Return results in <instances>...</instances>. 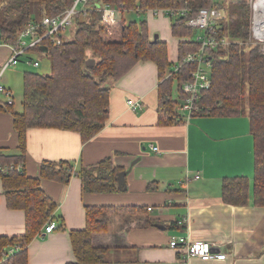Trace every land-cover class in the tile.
<instances>
[{"label":"trees","instance_id":"1","mask_svg":"<svg viewBox=\"0 0 264 264\" xmlns=\"http://www.w3.org/2000/svg\"><path fill=\"white\" fill-rule=\"evenodd\" d=\"M74 0H0V41L16 43L20 31L31 21L46 15H56L71 7ZM210 0H90L86 10L74 15L71 37L57 43L46 37L30 51L47 54L50 71L41 73L26 70L23 76L22 109L13 103L0 102V108L12 112L18 135L16 152L0 148V165L14 168L0 173L4 195L9 208L23 209L26 213L25 232L18 236H0V250L8 244H19L22 249L0 264H29L28 244L43 233L50 220L64 225L63 217L54 214L57 202L44 190L40 177L26 171L28 130L34 127H54L75 130L82 142L101 131L110 116V90L113 82L124 76L140 60H152L159 74V122L175 123L185 94L182 85L190 81L197 64L182 63L187 52L197 51L201 41L197 28L188 24L198 9ZM111 4L119 10L114 22L103 19L98 7ZM228 19L218 27L219 36L227 35L232 41L208 49L211 57V85L204 89L193 115L236 116L247 114L254 138L253 202L264 206V51L259 44L249 41L250 0H225ZM191 6L184 15L172 17V33L179 38L178 59H170L166 40L152 36L148 20L128 18L126 12L145 13L150 8ZM93 59L94 63L88 64ZM179 67L176 68V66ZM177 86V96L174 88ZM68 160H45L41 176L68 182L73 173L81 176L83 190L115 192L118 174L113 157L107 156L94 165L82 164L73 169ZM21 166L22 169H17ZM250 179L245 175L226 176L222 183V197L232 204L250 202ZM143 205H88L87 226L70 229L75 260L65 264H86L106 261L108 246L97 242V234L113 231L118 217L119 226L146 215L145 225L154 224Z\"/></svg>","mask_w":264,"mask_h":264},{"label":"crops","instance_id":"2","mask_svg":"<svg viewBox=\"0 0 264 264\" xmlns=\"http://www.w3.org/2000/svg\"><path fill=\"white\" fill-rule=\"evenodd\" d=\"M146 12L151 35L158 33L168 42L170 59L176 61L179 38L172 33V17ZM11 54V46L0 41V70ZM11 66L16 64L6 68L2 83L13 91L12 76L17 71L9 70ZM159 82L157 64L138 61L113 82L107 124L86 142L75 130H28L26 171L41 178L42 187L57 202L54 214L64 219L61 228L43 231L30 241L29 264L74 261L69 231L86 228L88 205H143L154 224L145 225L143 215L120 228L123 218L118 217L113 231L95 239L109 247L106 261L86 264H264V206L253 202L254 138L249 116L179 113L175 123L160 124ZM1 94L0 102L4 101ZM130 99L139 103L137 109ZM17 144L14 116L0 108V148L16 152ZM107 156L122 170L129 169L125 189L84 191L77 173L68 182L41 176L45 160H68L77 170ZM238 175L248 176L251 182L247 204L228 203L222 197L224 177ZM25 227L26 213L8 207L0 177V236L22 235ZM180 235L211 241L226 256L208 260L187 256L183 248L170 246V239Z\"/></svg>","mask_w":264,"mask_h":264},{"label":"built area","instance_id":"3","mask_svg":"<svg viewBox=\"0 0 264 264\" xmlns=\"http://www.w3.org/2000/svg\"><path fill=\"white\" fill-rule=\"evenodd\" d=\"M90 0H74L71 7L56 15H46L40 20H33L27 24L19 34L16 43H6L11 46L12 54L4 62L0 70V92L5 94L6 101L9 104L15 102L13 91L2 83L4 71L10 65L19 63L20 61L28 62L34 66H39L40 61L34 58V51H30L35 46L41 44L46 37H54L53 39L60 43L62 39L68 38L65 30L72 26L74 15L81 10H86ZM225 0H210L207 6L200 7L197 14L190 18L188 24L201 30L197 35V39L201 41V46L197 51L187 52L182 59V63L192 62L197 64L193 72V78L182 85V92L185 94L181 104L180 111L191 116L198 109L197 101L201 92L209 88L211 85L210 67L211 57L208 49L218 47L219 45H227L232 39L227 35L219 36L218 27L228 19L227 5ZM103 11V19L108 22H114L118 18L119 10L108 3L98 5ZM251 16H250V36L249 41L259 44L264 51V0H250ZM155 13H164L170 17L174 15H184L190 10L191 6L169 7V8H150ZM147 10V11H148ZM32 52L30 55L28 53ZM179 65L176 66V68ZM133 109H137L138 102L129 100ZM155 150L157 146H153ZM14 165H0V173L14 168ZM17 169H22L18 166ZM198 176V175H197ZM149 209H152L149 207ZM58 227L56 220H50L45 228V233H51ZM170 246L175 249L183 248L187 256H198L208 260L211 258H224L226 255L214 249L211 241L198 239L191 240L186 236H173L170 239ZM22 247L19 244H8L0 250V262L10 258L13 254L20 251Z\"/></svg>","mask_w":264,"mask_h":264},{"label":"rangeland","instance_id":"4","mask_svg":"<svg viewBox=\"0 0 264 264\" xmlns=\"http://www.w3.org/2000/svg\"><path fill=\"white\" fill-rule=\"evenodd\" d=\"M125 15L128 18H139V17H143V18H147L148 14L147 12L142 13V14H137L136 12L132 11V12H126ZM196 35H198V33H201V30H196ZM67 37H71L73 35L74 32V25L69 27L68 29L65 30ZM32 52L28 53L29 55ZM34 58L38 59L40 61V65L39 66H34L32 64H29L28 62L25 61H21L20 64H16V66H11V69L16 70L17 72H13V76H12V80L14 82L13 85V95L15 96V107L16 108H22V97H23V88H24V83H23V76L22 75V70H36L39 71L41 73H47L50 71V59L48 57L47 54L44 53H35L34 54ZM15 65V64H14ZM25 70V71H26ZM24 75V74H23ZM177 86H175L174 88V94L175 96H177ZM1 97L3 98V100H6V96L5 94H1Z\"/></svg>","mask_w":264,"mask_h":264},{"label":"water","instance_id":"5","mask_svg":"<svg viewBox=\"0 0 264 264\" xmlns=\"http://www.w3.org/2000/svg\"><path fill=\"white\" fill-rule=\"evenodd\" d=\"M158 38H159V34L156 33L154 40L156 41V40H158ZM87 62H88V64H92V63H94V60L90 59ZM128 172H129V169H126V170L120 171L119 174H118V186L121 189H125L126 188V175L128 174Z\"/></svg>","mask_w":264,"mask_h":264}]
</instances>
